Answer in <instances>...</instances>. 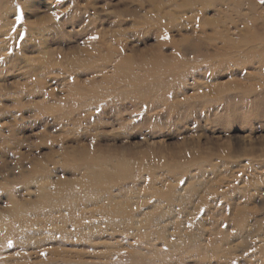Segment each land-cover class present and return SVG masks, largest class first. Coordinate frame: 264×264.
<instances>
[{
  "label": "rangeland",
  "instance_id": "374dc122",
  "mask_svg": "<svg viewBox=\"0 0 264 264\" xmlns=\"http://www.w3.org/2000/svg\"><path fill=\"white\" fill-rule=\"evenodd\" d=\"M0 264H264V3L0 0Z\"/></svg>",
  "mask_w": 264,
  "mask_h": 264
},
{
  "label": "bare ground",
  "instance_id": "6f19581e",
  "mask_svg": "<svg viewBox=\"0 0 264 264\" xmlns=\"http://www.w3.org/2000/svg\"><path fill=\"white\" fill-rule=\"evenodd\" d=\"M211 2L213 3L215 0H200V2ZM253 4V3H251ZM183 39H185V37H183ZM144 63V67L145 68V72H139V75L136 76V78L141 79L142 77H147L146 75L150 73V75H152L153 73H159V70H162V67H164L165 65H167V63L165 62L164 58L159 57V55H157L156 57L153 56L152 60L149 63H146L145 61H143ZM147 64V65H146ZM120 72L116 71V74H119ZM123 77V76H122ZM145 80V79H144ZM97 171H95V164L93 163H89L87 166V171L85 172V174L83 175L82 178H76V179H72L71 181H67L66 182H62L61 183V188L57 189V190H53V189H48V186H44L43 188H41V192L40 194L37 196L39 200V203L43 204V205H47L49 206L50 204H52V202H57L58 201H67L66 198L63 197L62 193H64V190H66L70 184L74 185L76 190L79 187H83L85 188L83 185L85 184H90L93 183L94 181H96V178L98 180L101 179V174L100 173H96ZM69 180V179H68ZM60 182V181H59ZM68 182V183H67ZM86 190H91V188H88ZM85 190V191H86ZM101 191V190H100ZM98 193V190L93 191L91 193H88L85 197L86 198H95L96 194ZM84 198V199H86ZM80 202V199L78 200ZM77 201V203H78ZM13 202V207H11V209L8 211V213H16L19 211V209L23 206L22 204H17L16 201H12ZM23 208V207H22ZM46 209V206H45ZM10 232L4 234L1 239L4 240L6 235L9 234Z\"/></svg>",
  "mask_w": 264,
  "mask_h": 264
},
{
  "label": "snow or ice",
  "instance_id": "6c2138e0",
  "mask_svg": "<svg viewBox=\"0 0 264 264\" xmlns=\"http://www.w3.org/2000/svg\"><path fill=\"white\" fill-rule=\"evenodd\" d=\"M261 3H264V0H261ZM22 19H23V13L21 11L20 14L17 15V17H16L17 23H20L22 21ZM9 244H11V241H9Z\"/></svg>",
  "mask_w": 264,
  "mask_h": 264
}]
</instances>
